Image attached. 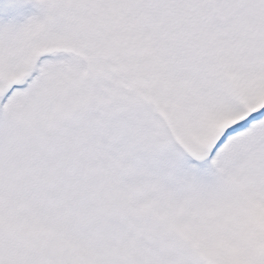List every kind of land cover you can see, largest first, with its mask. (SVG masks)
Segmentation results:
<instances>
[{"label": "snow or ice", "instance_id": "obj_1", "mask_svg": "<svg viewBox=\"0 0 264 264\" xmlns=\"http://www.w3.org/2000/svg\"><path fill=\"white\" fill-rule=\"evenodd\" d=\"M0 264H264V0H0Z\"/></svg>", "mask_w": 264, "mask_h": 264}]
</instances>
